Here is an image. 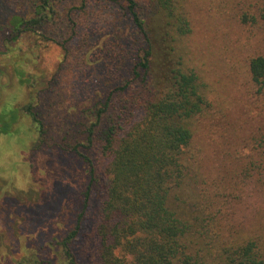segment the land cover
<instances>
[{"label": "trees", "instance_id": "16d2710c", "mask_svg": "<svg viewBox=\"0 0 264 264\" xmlns=\"http://www.w3.org/2000/svg\"><path fill=\"white\" fill-rule=\"evenodd\" d=\"M121 1L143 40L133 67L135 86L114 104L109 116L104 114L110 98L101 104L89 128L88 142L92 145L97 135L100 154L108 161L104 169L98 170L78 145L69 151L86 174L77 195L62 209L65 213L68 209L73 225L63 239L70 264L79 262L73 245L99 187L102 199L95 213L100 264H264L263 238L240 235L243 232L235 228L240 225L229 218L234 204L243 198L241 184L245 186L247 172L264 174V149L257 150L259 159L246 164L239 160L251 156L255 145L248 153L239 148L231 152L234 143L243 148L244 127L237 122L239 89L228 97L212 91L192 65L187 44L194 34L191 0H144L146 16L139 12V1ZM54 2L41 0L33 18H27L13 12L8 0H0L4 35L0 40L20 41L23 33L53 18ZM239 3L236 14L241 23L264 25V0ZM247 70L254 99L264 98V53L250 56ZM32 107L23 110L40 125ZM18 109L0 115V134L12 131ZM138 110L141 118L126 129ZM103 119L104 126L95 130ZM251 133L263 146L264 127L255 119ZM230 155L237 164H227ZM48 261L54 264L52 256Z\"/></svg>", "mask_w": 264, "mask_h": 264}, {"label": "rangeland", "instance_id": "374dc122", "mask_svg": "<svg viewBox=\"0 0 264 264\" xmlns=\"http://www.w3.org/2000/svg\"><path fill=\"white\" fill-rule=\"evenodd\" d=\"M54 1L53 18L23 33L20 41L0 40V115L21 108L12 131L0 134V264H50V256L54 264H70L63 239L73 225L68 209L66 213L62 209L77 195L86 174L69 151L78 145L98 170L104 169L108 161L100 154L97 135L92 145L88 142L89 128L101 104L110 98L104 114L109 116L114 104L135 86L133 67L143 40L132 27L124 2ZM137 1L139 12L146 16L144 0ZM240 1L191 0L194 34L187 44L192 65L212 91L228 97L239 89L237 122L244 127L243 148L234 143L230 149L248 153L255 145L251 156L239 160L246 164L259 159L257 150L264 149L255 143L258 135L251 136L254 119L264 127V98L254 99L247 70V59L264 53V25L241 23L236 14ZM40 2L8 0V5L33 18ZM2 29L0 20V37ZM31 104L41 126L23 110ZM141 116L142 111H136L126 129ZM102 126L104 119L95 130ZM223 126H228L226 121ZM228 159L227 164L238 163L234 155ZM245 179L243 198L234 204L229 218L240 225L235 226L243 232L240 235H259L264 245V174L250 170ZM99 189L92 194L89 216L73 245L77 264H100L95 213L102 199Z\"/></svg>", "mask_w": 264, "mask_h": 264}]
</instances>
